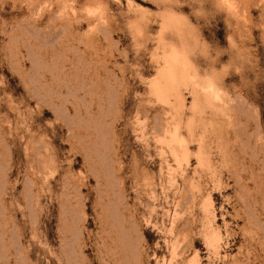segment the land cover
Listing matches in <instances>:
<instances>
[{"label": "rangeland", "instance_id": "1", "mask_svg": "<svg viewBox=\"0 0 264 264\" xmlns=\"http://www.w3.org/2000/svg\"><path fill=\"white\" fill-rule=\"evenodd\" d=\"M0 187V264H264V0H0Z\"/></svg>", "mask_w": 264, "mask_h": 264}, {"label": "bare ground", "instance_id": "2", "mask_svg": "<svg viewBox=\"0 0 264 264\" xmlns=\"http://www.w3.org/2000/svg\"><path fill=\"white\" fill-rule=\"evenodd\" d=\"M170 46H172V45H170ZM197 78H198V72L195 69V67L193 66V63H192V61L190 59V56L188 55V50L186 49V47H181V48L171 47L170 50L168 52H166L165 55H164V65L159 70V72L157 73L156 77L153 80V89H154L155 93L157 95H159L160 97H166V94H171L174 97L173 108H174V110L176 112V115L178 116V119L175 120L176 123L173 126L172 132L169 134V141H170V143H172L171 145H173L172 146L173 147V149H172L173 153L177 157L185 158L187 156V154L189 153L188 150L191 147L190 143L195 140V142L196 141L198 142V150H197L196 155H195L196 158H197L198 164L200 166H205L206 165L208 167V166L212 165L211 164L212 160L210 158L211 156L209 155V152L206 149L203 137L199 136L197 139L195 138L196 137V126H197L195 117H191L187 121V123L185 124L186 125V131H187L186 135L181 132L182 131L181 127L183 125V117H182L183 113L181 112V110H182V107L185 104H184V100L182 98V94H181V91H180V86H181V84L186 83V82L196 81ZM207 83H206V86H207ZM212 83H213V81H212ZM210 87H212V85H210ZM154 91H152V92H154ZM200 100H201V98H200ZM198 101H199V99H198ZM192 115H194V113ZM198 122H199V120H198ZM165 139H167V138H165ZM168 146H170V144ZM212 235H211L212 236L211 240L212 241L213 240H217V235L215 236L213 233H212ZM136 254H137V252H136ZM134 262H136V261H134Z\"/></svg>", "mask_w": 264, "mask_h": 264}]
</instances>
